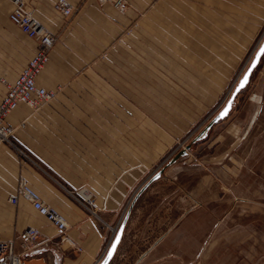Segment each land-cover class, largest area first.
Here are the masks:
<instances>
[{"label": "crops", "instance_id": "obj_1", "mask_svg": "<svg viewBox=\"0 0 264 264\" xmlns=\"http://www.w3.org/2000/svg\"><path fill=\"white\" fill-rule=\"evenodd\" d=\"M56 1L30 0L56 38L37 79L56 98L7 118L17 149L0 145V242H13L25 264H102L123 224L107 264H159L171 248L197 246L208 232L207 164L219 159L179 176L172 167L130 199L176 142L177 101L161 88L192 87L193 78L200 88L225 87L264 33V0H129L124 14L111 2L68 0L71 17L54 10ZM12 10V0H0V100L2 81L13 82L37 51ZM235 143L228 133L225 145ZM21 178L66 217L64 235L26 201L10 203ZM33 228L41 237L25 246Z\"/></svg>", "mask_w": 264, "mask_h": 264}, {"label": "rangeland", "instance_id": "obj_2", "mask_svg": "<svg viewBox=\"0 0 264 264\" xmlns=\"http://www.w3.org/2000/svg\"><path fill=\"white\" fill-rule=\"evenodd\" d=\"M263 41L264 33L225 87L200 88L193 78L192 87L161 88L164 96L177 101L170 105L176 113L171 121L176 142L135 189L130 202L155 175L163 176L174 167L177 173L173 174L179 176L186 167L199 168L203 161L219 160L207 164V172L214 179L209 199L202 205L208 232L197 246L194 240L192 248H171L174 255L161 257L159 264H264V55L249 83L236 95L228 115L206 130L226 107ZM117 53V59L126 64V56ZM167 76L163 72L156 78L166 86ZM228 133L236 136V143L229 147L225 145Z\"/></svg>", "mask_w": 264, "mask_h": 264}, {"label": "built area", "instance_id": "obj_3", "mask_svg": "<svg viewBox=\"0 0 264 264\" xmlns=\"http://www.w3.org/2000/svg\"><path fill=\"white\" fill-rule=\"evenodd\" d=\"M100 1L111 2L121 14L126 13L130 7L129 0ZM12 3L13 10L10 13V21L37 43L35 55L28 61L19 76L13 82L2 81L6 92L0 100V145L7 144L17 149L13 142L16 130L7 124V118L22 105L32 110H39L56 98V92L39 86L37 82L38 77L50 62V53L55 46L56 38L36 20L34 10L30 8V0H12ZM54 10L64 17H71L74 14L73 7L68 0H57ZM20 153L26 156L24 152L20 151ZM20 200L30 204L41 217H44L62 235L70 229L66 217L57 209L47 205L25 178L19 180L17 193L10 198V203L18 206ZM86 202L90 206L93 205L90 198H86ZM40 237L39 230L28 229L25 232L27 241L25 246L34 243ZM0 264H25L23 255L16 251L13 242H0Z\"/></svg>", "mask_w": 264, "mask_h": 264}, {"label": "water", "instance_id": "obj_4", "mask_svg": "<svg viewBox=\"0 0 264 264\" xmlns=\"http://www.w3.org/2000/svg\"><path fill=\"white\" fill-rule=\"evenodd\" d=\"M261 49H264V41H263L261 47L258 49L257 53L255 54V57H254L252 63L250 64L248 70L246 71V73L244 74L243 78L241 79L239 85L237 86V88H236V90H235L233 96L231 97V99H230L229 102L227 103L226 107H225V108L221 111V113H220V114L214 119L213 123H211V124L207 127L206 130H209V129L212 127V125H213L214 123H217L219 120L224 119V118L228 115V113H229V111H230V109H231V107H232V103H233V101H234L236 95H237L242 89H244V88L246 87V85H247V84L249 83V81H250V77H251L253 71H254L255 68L258 66V64H259V62H260V60H261V58H262V56H263V55L261 54ZM254 65H255V66H254ZM245 77H247V82L244 84V87L241 88V83L245 80ZM225 113H226V114H225ZM184 154H185L184 152L181 153L180 155L177 156L176 159L180 158V157H181L182 155H184ZM158 176H159V175H158ZM123 229H124V224L122 225L121 229L119 230V232H118V234H117V236H116V238H115V240H114V242H113V244H112V246H111V248H110V250H109V252H108V254H107V257H106V259L104 260V262H103L102 264H107V263L110 261V259L112 258L113 254H114V252H115V249H116V247H117V245H118V243H119V241H120V239H121V236H122V233H123Z\"/></svg>", "mask_w": 264, "mask_h": 264}, {"label": "snow or ice", "instance_id": "obj_5", "mask_svg": "<svg viewBox=\"0 0 264 264\" xmlns=\"http://www.w3.org/2000/svg\"><path fill=\"white\" fill-rule=\"evenodd\" d=\"M261 54L264 55V49H261ZM255 66V65H254ZM247 82V77H245V80L241 83V88L244 87V84ZM226 114V113H225Z\"/></svg>", "mask_w": 264, "mask_h": 264}]
</instances>
